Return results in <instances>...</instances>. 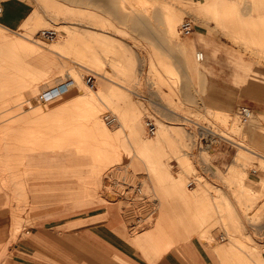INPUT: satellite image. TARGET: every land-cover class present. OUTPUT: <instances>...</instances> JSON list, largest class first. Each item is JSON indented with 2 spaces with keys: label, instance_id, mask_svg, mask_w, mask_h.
I'll return each mask as SVG.
<instances>
[{
  "label": "rangeland",
  "instance_id": "1",
  "mask_svg": "<svg viewBox=\"0 0 264 264\" xmlns=\"http://www.w3.org/2000/svg\"><path fill=\"white\" fill-rule=\"evenodd\" d=\"M90 2L98 6L86 0H36L40 11H33L28 22L18 28L0 24V184L13 204L10 239L5 232L0 234V264H5L9 252L24 247L22 240L30 235L33 222L27 212L29 199L44 194L46 181L41 175L55 173L72 184L102 180L119 195L121 213L134 230L141 221L159 217L161 209L153 202L193 203L189 179L195 177V184L213 190V181L198 167L221 170L220 180L212 178L230 191L203 192L211 194L218 213L205 216L204 212L213 211L207 207L196 211L201 215L195 217L199 235L209 242L210 232L218 231L249 254L264 252V95L244 94V78L238 80L242 94L237 97L199 95L208 70L195 54L203 50L200 41L188 38L185 43L188 35L178 31L184 17H191L194 25H215L222 36L215 50L222 48L224 56L237 61L234 65L241 76H253L250 81L264 90V76L257 69L264 68V22L254 24L262 31L231 30L236 15L228 7L199 14L197 4L183 0ZM109 3L115 15L104 12ZM152 11H162L167 20L175 13L173 26L167 23L166 30L160 16L150 15ZM135 12L147 14L142 23ZM42 27L57 29L56 37L40 38ZM165 50L170 57L163 56ZM88 75L93 85L87 82ZM72 78L76 82L60 95L40 99L43 90ZM80 93L94 99L82 103ZM230 98H236V104L226 110L221 103ZM245 104L253 113L241 122L236 108ZM105 112L116 116L114 123L105 122ZM147 117L156 124L154 135L146 133ZM202 126L222 138L204 142ZM219 142L226 143L228 150L222 165L213 158V147ZM241 145L259 154L242 150ZM29 171L35 176L30 198L26 195ZM251 178L254 187L246 183ZM245 231L252 232L254 239H244Z\"/></svg>",
  "mask_w": 264,
  "mask_h": 264
},
{
  "label": "crops",
  "instance_id": "2",
  "mask_svg": "<svg viewBox=\"0 0 264 264\" xmlns=\"http://www.w3.org/2000/svg\"><path fill=\"white\" fill-rule=\"evenodd\" d=\"M86 1L98 6L90 0ZM183 1L197 4L199 14L202 10L211 11L214 8L216 11H223L224 7H228L227 11H230L232 16L234 13L236 15L235 22L234 20L231 22V30L245 32L263 30L254 28V24L264 22V0ZM0 5V24L8 28L20 27L30 20L34 15L33 11H40V5L38 6L36 0H0ZM105 8L108 10L104 11L106 14L115 15L110 3ZM174 14L171 12L168 20L164 18L165 14L162 11L160 14L152 11L150 15L154 18L160 16L167 30V23L168 26H173ZM135 16L137 21L142 23L147 14L135 12ZM215 27L213 24L202 22L194 25L193 21V31L185 38V43L190 40L198 43L200 41L199 47L203 50V59L200 61L204 62L208 70L203 77V84H200L198 94L237 97L241 93L238 91V80L244 78L247 90L243 92L244 94L264 95L263 88H258L250 81L254 79L253 76L248 74L245 77L241 76L242 72L234 65L237 63L236 60L231 61V58L229 60L224 56L221 53L222 48L215 50L218 47L216 42L222 41V36L216 33L219 29ZM211 42H214L213 47L210 45ZM163 56L170 57L171 54L165 50ZM251 62L254 64L255 61ZM217 63L224 64L219 68L216 66ZM246 63H250V59L246 60ZM257 69L261 71V76H264V68ZM251 70L254 72V67ZM235 104L236 98L221 103L226 110L232 109ZM245 105L253 113V109L248 104ZM242 131L246 133L243 126ZM252 141H256V138L252 137ZM226 147V143L220 142L213 147L215 156L213 158L221 165L224 156L228 154ZM251 152L259 154L253 150ZM197 170L213 181L211 186L213 190H206L200 184L188 187L189 196L196 199L190 205L179 200L166 201L162 204L160 201L153 202L154 207L161 209L159 217L141 221L134 230L126 223L121 213L123 207L119 203V195L116 193L118 198L109 200L101 193L102 190H109L103 185L102 180L72 184L63 181L61 173H55L54 176L43 174L41 175L44 177L43 182H46L43 184L45 188L41 191L44 194L37 199H33L32 195L33 200L29 199L31 202L27 207V212L33 219L30 235L22 240L25 244L23 248H15L9 252L5 264H264V252L249 254L229 242L227 237L218 231L210 232L209 242L199 235L200 228L195 226L196 221L198 222L195 217L201 215H196V211L207 207L213 211L204 212L205 216H216L218 213V206L214 204L211 194L206 196L203 192L227 193L230 188L213 180L214 176L221 179V170L208 171L203 167H198ZM33 174L30 171L26 174V195L29 198L31 188L34 189L31 186L35 177ZM246 183L254 187L252 178L247 179ZM6 189L0 184V234L3 235L2 232H5L4 235L8 236L6 238L10 239L9 216L13 204L9 203ZM199 197L202 198L201 201L197 200ZM219 198L221 207V195ZM139 225L142 226L138 229ZM242 235L244 239H254L252 232L245 231Z\"/></svg>",
  "mask_w": 264,
  "mask_h": 264
},
{
  "label": "built area",
  "instance_id": "3",
  "mask_svg": "<svg viewBox=\"0 0 264 264\" xmlns=\"http://www.w3.org/2000/svg\"><path fill=\"white\" fill-rule=\"evenodd\" d=\"M0 12H1V5H0ZM178 31L181 35H189L193 31V21L190 17H184L180 23L178 24ZM57 35V29L53 27H42L38 30V36L42 39L46 40H53ZM195 57L197 60H202L203 59V53L201 51L196 52ZM93 77L91 75H88L87 77V82H91V85H93L92 81ZM68 86V81H60L58 83H55L52 87L43 90L39 97L41 100H48L53 97H56L63 93ZM236 117L241 121V122H246L252 117V111L251 109L246 106V105H239L236 108ZM103 119L107 124L114 123L116 120V116L112 114L111 112H105L103 115ZM146 133L148 135H154L156 132V124L151 118H146L144 121ZM202 132L204 135H202L201 139L204 140V142L207 143V141H210L213 143L217 142L222 138L219 137V135H216L213 130L209 129L207 126H202ZM212 140V141H211ZM196 183V178H191L187 182V186H192L195 185Z\"/></svg>",
  "mask_w": 264,
  "mask_h": 264
},
{
  "label": "bare ground",
  "instance_id": "4",
  "mask_svg": "<svg viewBox=\"0 0 264 264\" xmlns=\"http://www.w3.org/2000/svg\"><path fill=\"white\" fill-rule=\"evenodd\" d=\"M103 77V76H102ZM65 81V80H64ZM76 82V80L74 79V78H72V80L71 81H69L68 82V85H70V84H73V83H75ZM36 91V90H35ZM79 101H81L82 103H90L93 99H94V96H87L85 93H80L79 94ZM99 127V126H98ZM97 132L98 133H103L102 132V130H100V129H98L97 130ZM212 141V140H211ZM240 149H242V150H245V151H251V149H249L247 146H244V145H241L240 146ZM240 151V150H239ZM243 152H237V155L238 156H240L241 154H242Z\"/></svg>",
  "mask_w": 264,
  "mask_h": 264
},
{
  "label": "water",
  "instance_id": "5",
  "mask_svg": "<svg viewBox=\"0 0 264 264\" xmlns=\"http://www.w3.org/2000/svg\"><path fill=\"white\" fill-rule=\"evenodd\" d=\"M101 193L109 200H116L118 198L117 194L115 192H112L110 190H102ZM140 225L138 229L141 227Z\"/></svg>",
  "mask_w": 264,
  "mask_h": 264
}]
</instances>
